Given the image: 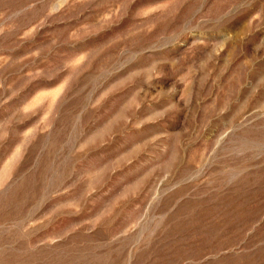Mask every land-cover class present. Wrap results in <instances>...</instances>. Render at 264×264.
Segmentation results:
<instances>
[{
	"label": "rangeland",
	"instance_id": "374dc122",
	"mask_svg": "<svg viewBox=\"0 0 264 264\" xmlns=\"http://www.w3.org/2000/svg\"><path fill=\"white\" fill-rule=\"evenodd\" d=\"M0 264H264V0H0Z\"/></svg>",
	"mask_w": 264,
	"mask_h": 264
}]
</instances>
